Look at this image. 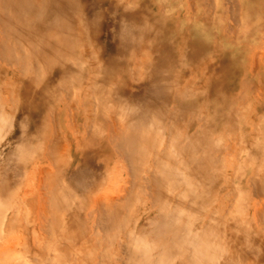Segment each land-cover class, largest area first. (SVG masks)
I'll use <instances>...</instances> for the list:
<instances>
[{"label": "bare ground", "instance_id": "6f19581e", "mask_svg": "<svg viewBox=\"0 0 264 264\" xmlns=\"http://www.w3.org/2000/svg\"><path fill=\"white\" fill-rule=\"evenodd\" d=\"M152 1L158 3L154 17L141 7L128 10L135 0H118L124 15L115 27L122 42L105 39L96 50L88 45L89 30L102 38L103 16L88 22L72 15L87 0H0V77L18 76V85L0 82V241L18 223L24 235L32 226L41 249L53 255L44 262L42 250L26 244L24 256L22 242L0 243V264H34L32 253L40 264H68L63 247L76 252L77 237L83 245L97 243L84 253H99L87 264H236L249 255L236 248L221 262L222 252L210 242L213 231L231 225L243 233L238 243L250 240L253 213H237L257 207L254 216L264 214L260 193L252 200L250 192L239 191L250 185L247 171L232 167L235 177L223 167L226 157H240L238 134L246 144L256 134L264 156V113L247 110V94L264 99V0ZM134 35L151 46L132 52ZM100 50L107 63L99 60ZM224 54L240 65L243 86L259 88L227 102L220 80L230 65L220 58ZM200 66V75L191 78ZM139 72L147 83L137 93L129 80ZM236 101L243 111L234 110ZM260 101L255 110L264 109ZM152 115L166 117L168 128ZM9 125L11 137L4 131ZM198 173L219 178L230 191L222 195L211 186L206 204L198 205L205 184L193 181ZM256 177L264 182L256 171L250 188ZM72 227L79 233L69 232ZM262 247L264 235L252 249L260 254Z\"/></svg>", "mask_w": 264, "mask_h": 264}, {"label": "rangeland", "instance_id": "374dc122", "mask_svg": "<svg viewBox=\"0 0 264 264\" xmlns=\"http://www.w3.org/2000/svg\"><path fill=\"white\" fill-rule=\"evenodd\" d=\"M88 1V6L85 8L84 6H80L79 8H76L77 10L73 12L72 15H76L77 13L78 14H82L83 17H85V20H87L88 22H91L92 19H94L98 14H101L103 16L102 18V23H104L105 26H103L102 30H101V35L103 36L102 38H96L94 35V30L90 29L91 25L88 24L87 26H89V31L91 32V37H90V40L88 41V45L90 46H93L95 47L96 50H99V48L102 46L103 44V41L106 39L107 41L109 42H115V43H120L122 42V36H121V31L119 28H116L115 25L117 26V24L119 25V22L120 20L123 18V15H124V12L123 10H121L122 8H116V4H118V0H87ZM128 1V0H127ZM92 4H96L95 5V8L93 10V12H96V13H93V12H89L88 11V7ZM156 4L158 3H154V1L152 0H135V2L132 4V5H127L129 7L128 10H133L135 9L136 7H141L142 9H144L147 13H153V17H154V14H156ZM116 9H119V10H116ZM175 13L176 10H175ZM51 16V15H50ZM55 17V16H53ZM45 19L48 21L49 20V15H47L45 17ZM75 19H77V17H75ZM129 20V19H128ZM154 21V20H152ZM126 23L128 25H133V23H131V21H126ZM136 23V22H135ZM137 24V23H136ZM168 24L170 25V22H168ZM77 22L74 23L72 25V29H75L77 28ZM139 26V25H138ZM118 27V26H117ZM61 32H63V27L60 29ZM94 36V37H93ZM177 37V40L179 41H182V39L179 37V36H176ZM111 41H110V39ZM133 40H134V43L131 42V44H129L130 46V50L133 52L134 49L136 48H139V47H147V46H151V44L149 43L148 40L146 39H143L142 37L138 36V35H134L132 36ZM27 46V45H26ZM120 49H124V46L120 45ZM183 49L185 51H189V47L187 46H184ZM187 49V50H186ZM103 50H100L99 54H100V57H99V60L107 63V60L104 56V53H102ZM127 52H129V47H128V50ZM126 53H122L124 55L127 54ZM143 54L142 55H148L149 57H151L152 59H154V56L148 54V52H142ZM226 53H230V52H226ZM122 54H119V56L117 57H121ZM123 55V56H124ZM204 52L202 51V53H200V56L196 59L198 60L197 61V64H201L200 62H202V59L204 57ZM227 54H224L222 56H220V58L223 60V61H227L228 60V64H230L228 67L224 68V72L222 74H220V80L222 81V86H223V92L225 94V100L227 102H231L230 101V98L233 99L234 96H238V95H242L243 92H245V90H250L249 88L251 86H256V88H259V86L255 83V84H251V86L249 85V87L247 86V88L245 86H243V81H242V76H240V72L242 71V69L239 67L240 65L237 64L236 60L231 58L230 56H226ZM216 56V55H215ZM214 56V57H215ZM217 57L219 58V55H217ZM96 59H93V61H95ZM217 60V59H216ZM183 65V64H182ZM197 65V66H198ZM238 65V66H237ZM118 68V67H117ZM202 70V66L199 67V70L198 71H193V72H189V76L191 78L197 76V75H200V72ZM135 72V71H134ZM137 76L134 78V79H131L129 80L131 86L133 87V91H136L137 93L139 91H141L142 88H144V85L147 83L146 82V78L143 77L142 74L137 73L136 74ZM140 75H142L140 77ZM253 74L249 75V78H252ZM18 77L16 74H5V76L3 77H0V82L4 79V80H10L12 83H16L18 85V82H17V78ZM199 77V76H198ZM105 78V77H103ZM3 80V81H4ZM257 81V80H255ZM13 83V84H14ZM206 85V83H204V86ZM246 88V89H245ZM7 91V90H6ZM207 93H209V91L207 90ZM247 94V93H246ZM261 95V94H260ZM255 96V97H253ZM253 96H250V93L247 94V98L249 99V102H248V108L247 110H250L248 112H252L253 111L257 112L256 114L258 116L262 115L264 113V109L261 110V109H258V110H255L257 108L260 107V105L258 104V102L260 101V98L257 94H254ZM234 100V99H233ZM3 101V100H2ZM243 101V100H242ZM242 101H236L234 102L235 103V107H234V110H238L239 108L241 110H238L239 112L240 111H243L242 110ZM264 102V99L261 100ZM260 101V102H261ZM196 107V106H195ZM264 108V106H263ZM6 112L7 113H11V105L9 106H6ZM247 113V118H248V123H249V120H250V114ZM167 114V113H166ZM17 118V117H16ZM152 118L154 119L155 122H159L161 121V125L163 127V129L165 130L166 128H168V125H166V120H168L166 117L165 119L166 120H163L161 117H157V116H154L152 115ZM184 118H181V120H183ZM181 123H183L182 121H180ZM179 123V122H178ZM175 124L176 126L178 125ZM173 127V126H172ZM175 128V127H173ZM14 129L13 126H10L9 125V128L7 126V128L4 130L5 131V135L8 136L9 134V137L13 136V134H11L10 131H12ZM3 131V132H4ZM10 132V133H9ZM194 131H192L193 133ZM224 132V130H223ZM223 132L222 134L220 135L221 137L223 136ZM256 134H253L251 139L250 138H247L250 140L249 144H246V143H242V138L240 137L241 134H238V137L234 138L236 139V141L239 143L241 141V144H239L238 146H236V149L238 151H240V157L239 159L236 158V156H229V157H226L227 160L223 161L224 162V168L226 170V173H228L229 175H235L232 171V167H236L238 168V170H242V171H247L245 174H246V177H245V180H246V185L247 184H250L248 186H243L242 189L243 191L239 190L240 192H243L246 196L248 194H250V198L255 199V200H259V197H258V193H260V200L261 199H264V182H262V179H260V177H256L257 179V184L254 185L252 188L251 185H252V182H251V179L250 177H252L253 175H255V172L257 171L258 173H263L264 174V156L262 154V151L260 149V146L258 144H254V136ZM8 137V138H9ZM14 142H15V139H14ZM235 142V140H234ZM243 144H246L245 146H243ZM4 148V147H3ZM225 158V159H226ZM226 162H228V164L226 165ZM190 167H192V165H190ZM228 169V170H227ZM215 172H219V170H214ZM260 171V172H259ZM221 173V172H220ZM200 176H202L201 174H197V176L195 177V179L193 180L194 182H200V183H205L202 185V188L199 189V191H202V193L204 195H202V197L200 198H204V201L203 200H199L198 201V205L200 206H203L206 204L207 200H206V196L210 195V187L213 186L215 187L217 190H214V191H218L220 188H221V194L222 195H227L228 192L230 191V189L227 187H224L220 184L219 182V178L217 177H214L216 180L215 181H212V179L208 178L206 179V176L204 178H199ZM218 176V174H217ZM237 175H235L236 177ZM120 177L119 174L117 173L116 176H115V180ZM244 184H245V181H244ZM237 189H240V186H239V183H235L234 185ZM252 190V191H251ZM250 192V193H248ZM248 193V194H247ZM252 196V197H251ZM236 199H238V197H235ZM259 208H252L251 211H245V210H239V213H237V215L239 216V214L241 215H246V214H249V212H252L253 214H249V217H250V220H251V223L253 224L254 227H256V230H255V234L251 235V238L250 240H247L245 237H241V241L238 243L237 242V235H243V233L241 232H238V229L237 228H234L233 225L227 227L225 230L222 228H220L221 232L219 233L218 229H217V232L213 231V233L215 235H212L214 236V238L211 240L210 243L214 244V247L215 248H219L222 252V259H221V262H223L224 259H229L230 257L234 256L235 255V251H236V248L239 249V248H242L244 249L245 251H249L250 250V253L247 257L245 258H242V260H237L235 259L236 261V264H264V247L261 248V255L259 254L258 250L256 249L253 250L252 248L254 246H257V244L261 241V239L263 238V235H264V230L260 231V229H263L264 228V219L262 220V218H264V214L263 216H261V221L258 219V216H254V213H256V211L258 212ZM142 211V209L140 210V212ZM150 216H154V212L153 211H150L149 214H148V217ZM9 227V222L5 225ZM147 225V224H146ZM20 226L22 228V225H20V223L17 224V228L12 231V229H10V233H7V235H5L3 238H2V242L0 241V243H4L6 245H12L14 242H22L23 243V248H22V251L19 252V254H22L24 256H27V251L26 248L27 247H24L26 244H28L29 247H34L35 249H39V250H42L41 247L39 246V244L37 243V240L33 237V233H32V229L33 227L31 226L30 229H29V234H23L22 232L25 231L24 228H23V231L21 232L19 229H20ZM40 231L37 230V233L39 235V238H41V234L42 233H39ZM69 232L71 233H75V234H78L79 233V229L76 228V227H72L70 228ZM38 238V239H39ZM75 242H73V246L74 248H76V252L75 251H71L70 250L72 249L70 247V245H65L63 248H66V252L68 251V253L66 254L67 257H69V261H68V264H76L77 262H85V264H87L89 261H93L98 255V251L96 252H93L92 255L89 256H84V253H87L89 250L90 251H93L96 247V242L95 240H92L90 241L89 243L83 245L82 244V240L81 238L77 237L74 239ZM248 241H250V243H248ZM258 242V243H257ZM213 247V248H214ZM252 249V251H251ZM41 255H39L40 257L44 258V262L46 260V262H48V260H51V258L53 257V255L51 254V252L49 253L47 250L45 251H41ZM226 255V257H225ZM30 257V260L34 263V264H40V262H38V260L36 259L38 257V255L36 254H30L29 255ZM225 257V258H224ZM78 258V259H77ZM212 260V259H211ZM55 264H59V261L55 259Z\"/></svg>", "mask_w": 264, "mask_h": 264}]
</instances>
